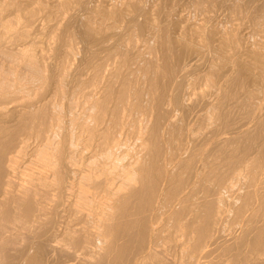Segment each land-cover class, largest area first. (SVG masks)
<instances>
[{
	"label": "bare ground",
	"instance_id": "obj_1",
	"mask_svg": "<svg viewBox=\"0 0 264 264\" xmlns=\"http://www.w3.org/2000/svg\"><path fill=\"white\" fill-rule=\"evenodd\" d=\"M2 1H3L2 4H4L8 0L6 2H4V0ZM44 1L46 0H42L40 5L39 4L36 5L35 8L27 9L26 8L27 6L26 7L24 6V8L21 6V4H23L24 1L21 2L20 0L19 1L17 0L18 3H16V0H9L7 4L8 3L11 4L5 5V8L12 7L13 8V10L11 9L12 14H15V17H13L12 15L13 18L10 19L11 13H9L10 17L7 20L4 19V17L7 18V16L1 14L5 13L8 10L6 9L4 11V5L1 4L3 7L0 6V13L2 11L4 12L0 14V17H3L4 22L1 20L0 26L1 28L3 26L5 36H8L10 32H13L11 33L12 36H10L9 40L13 42L15 41L16 45L18 44V46L22 47V44L20 45L19 43L21 42L25 43L27 34H29L27 33L28 25H24V23L22 22V20H25L23 19L24 18L23 14L25 15V17L27 15V18L29 17V19H31L30 21L33 23L35 18L38 19L39 17L38 14L41 15L43 13V12L40 13V11L42 9L41 7ZM86 1L87 0L58 1L59 5L57 4L58 6L56 11L57 15L55 18L57 17L60 18V14L61 15L66 14V16L64 15L65 18L62 17L65 21L61 24L60 30L55 29L56 26L54 27L52 26L57 31L56 33H54L55 31L51 32V34L54 33V37H53L54 39L53 38L52 39L55 40L54 42L51 39V41L53 42L52 45H54L52 46L53 48H50L51 46L48 47L49 49L52 50V52L50 50L49 51L53 53V54L50 53V55H48L49 58L52 55L50 59L51 61L49 60L48 56H46L47 58H44V55L42 56V54H41L42 57L41 60H38V58H36L35 52L37 51L38 47L36 48L35 52L31 49L28 48L22 49L20 47L21 50L16 49V51L17 50L18 51L14 56L11 53L12 51H10V53L13 56L12 57L13 61L19 63L20 65L23 64L24 69L25 70L27 69L29 71L30 76L27 77L29 78L28 80H24V79L22 80L20 77H18L19 75V74L17 75L18 68L16 67H18L19 65L15 66L16 70L13 69V67L11 66V68L8 67L10 68L9 70L5 72H0V264H264V173H263L264 171L263 172L261 171L264 169L261 166L263 165V163L262 160L259 158V156L258 159L256 158L257 155H255L256 157L254 158V161L252 159V156L248 157V160L251 163H248L247 158L245 159V157L243 156L240 157L236 156L237 154L241 155V153L242 155H244L243 153H245V151L242 152L243 149L244 150L247 148L249 149L252 146L251 144L252 137H253L252 139H254V137L255 138L263 137L259 135L264 134V119L259 120L256 118L257 116L254 117V115L247 112L249 113L248 117L249 115H251L250 117L252 118L254 117L256 119V120L254 119L256 126L254 127V129L255 131L256 130L257 131L255 132L256 134L253 133L255 134L254 136L251 133V131L252 132L254 131L252 129L250 131L251 134L247 129H245V132L240 130L241 132H243L244 136L248 135L249 138L251 137L250 139L247 138L248 136L245 137V140L247 139L245 142L250 140L251 143H249L250 142L249 141L248 142L249 144L248 143L245 144L246 146L244 147L246 148L239 147L242 150L240 151L241 152L240 154L236 153L237 151L234 152L233 148L230 149V145H231L230 143H236L237 145H239V143L241 144L240 142L241 138L239 137H238L239 139L236 138L237 140L235 142L234 141L235 138L232 140L233 136L231 135L229 136V138L232 140V142H229L230 139H227V136L225 139L226 142L225 140H223L225 144L227 142L229 143V145L228 144L226 145L229 148L227 147L225 148L224 146L225 144L224 145L220 144L221 148L219 147L220 148L219 152H221L220 154H222L223 157L219 153L218 154L215 153L217 152V150L213 152V155L215 153V155H220L222 157V158L221 157L218 158L219 160L218 159L216 160L217 158L216 156H215L216 158L214 157V159L212 160H210V158L208 159L209 157L208 153L210 152L207 153V151L205 152L202 149L199 150L196 149L195 145L197 144L194 145V148L198 151L196 152L194 150V153H192V155L189 154L188 158L184 157L185 155H188L186 154L188 151L187 152L185 151L184 141L185 139L188 140L189 137L187 136H189L190 133L193 134L190 130L187 131L185 127L186 124L185 121L186 118H189V116H191L192 112L195 110L194 108L196 107V103L198 104L197 106L200 105L198 102L194 101L193 98H195L197 94L195 93L196 94L195 95L193 92L192 94H190L191 92L189 94L187 93L189 95V99L188 102L187 101L185 102V100H187L185 99L187 97L186 96L187 94H185L184 97L183 90L187 87L186 84H185L186 87L184 86V82L187 83V81L184 80L188 79L186 78L188 74H190L191 76V73L192 74L194 73L195 71L194 66L196 65L195 63L198 62L197 60L199 59L197 58V56L200 57V55L204 54L205 52H208V54H210L215 52L216 50L218 51V48L217 49L212 48L216 50L209 52L211 48L208 46V43L212 39L210 38V40L208 41V36H207L208 31L207 29L205 30V28L208 25L207 26L205 25L206 27L204 25L203 27L199 26L201 28L198 27L199 29L197 30L195 27V32L193 33H195L194 35H196L197 38L196 41L198 40L197 47L200 46L199 47L200 51H196L198 52L196 57L194 56L191 57L190 53L188 52L190 51V48L192 49L191 47L192 45L189 46L190 45L189 43L192 44L195 42V40L194 42L187 41L186 43L185 41L187 40L188 36L187 37L182 36L184 41L182 39L181 41L183 42L180 41L177 42V38H175L176 40L173 41L174 38L172 36H171L172 40L167 38L168 37L167 35H166L167 37L164 38L163 34L165 32L163 31L161 25H165V22L167 21L163 20L165 21L163 24L158 23V21L156 20L157 18L154 17L153 14L154 12L152 11L153 13H150L151 12L149 10L150 8L147 10L148 4L147 6L145 5L146 4L145 0H122L126 9L125 14L127 12L129 13V17H126L127 19L123 14L124 13L123 11L125 9L121 11L123 6L122 7L119 6L121 7L118 8L120 10H117L114 7L112 9L110 7L111 9L110 10L107 7L109 11L103 12L100 15L101 16L103 15L104 16L103 18H105V20L109 19L110 21L112 19V22L114 21L115 24H117L119 21H124L123 19L125 18V21L123 22L125 24V28H123L124 26L122 28L123 30L130 29L132 33L134 29L139 30L140 32L144 30L145 31L148 30L149 32L148 35L151 33L154 36L153 37L151 35L152 38L150 39H152V41L157 40V45L155 44L156 46L154 45L155 47H153L152 45H149L148 42L146 43L147 45L144 44L145 46L141 47L138 44H142V43L138 41L139 39L138 37H137L138 39L136 38L137 32L134 33L135 35H133L132 33H129L127 30L129 35L131 34L132 35L129 36L128 34H126V36L128 35L129 38L125 37L128 38L126 40L127 42L125 41L126 42L125 44L122 43L123 41L117 42V46L118 45L120 46L118 49H116L117 48L116 43L114 44L116 48L113 49L115 51L117 50L116 53H114V50H112L111 52L110 49H108L107 52L105 51L107 50L106 46H108L109 44L105 46V43H103L104 46H102L103 45L102 44L101 48L98 46L99 50L103 49L101 50L103 51L102 52L103 55H105L106 53L108 54V52L110 51L111 54H108L105 58V56L102 57V53L100 55L101 57L99 56V54H97L100 51L98 49L97 51L95 50L96 48L94 44L99 43L100 45V42L103 41L105 42L107 36L106 37L102 36L103 37L101 38L102 40L100 39V41H98L97 39H99L100 36L97 38L96 35L97 41H95V39L93 41L95 34L92 33L94 35L92 36L91 32L92 30L94 32L95 27H92L94 23L92 22V24H90L88 21L85 22V20L83 19L84 21L83 20L81 21L84 22L83 24L87 25L88 27L84 26L85 27L84 28L82 26L83 29L81 27V21H80L81 18L79 19V16L83 10L87 9ZM160 1L162 0H159L158 2ZM232 1L234 2V0ZM240 1L239 3L232 2L230 3L231 4L230 6L226 5L227 3L226 4H224L223 2L222 3L224 4L223 7L226 8L228 7L229 10L230 9L232 10L231 13L232 16L237 17V14L241 13L242 11L240 10L241 7L244 5L243 4L244 0L243 1L240 0ZM116 2L117 1H115V3ZM156 2H154V4L158 3ZM166 2L167 1H165L164 4H166ZM168 2L170 3V1ZM249 2H251V4ZM249 2L248 4H250L251 6L254 3L252 0L251 1L249 0ZM174 5L176 6L177 4L174 3ZM108 6H110V4ZM186 6L189 7V5ZM192 6L194 7L195 11L201 13L200 19H202L201 18L202 14L204 15L205 13L211 11L215 12L216 9L215 7L217 6L220 7L218 0H196L194 1ZM254 6L256 5H253L252 9H254ZM244 7L242 9H245L247 11L248 5L246 6L247 9ZM261 7H263V5L257 7L259 11L263 10L264 8L263 7L261 9ZM50 8L51 7H49V9ZM107 8L106 10H108ZM159 8L160 7H158V9ZM189 8L193 10L191 6ZM95 9L96 7L94 8V10ZM98 9L101 11L100 8H97V10ZM252 9H250L249 7V10L252 11ZM45 10H47V8ZM154 10H156V5ZM245 10H243V13ZM249 10L247 11L248 13H250ZM58 11H59V15H58ZM147 11H150L149 13L152 14L155 19L148 18L149 15L147 14ZM161 11L163 12V10ZM98 12L96 14H98ZM261 12L258 13L259 20L264 19V18L261 19L260 14L263 13ZM156 13L157 12H155V14ZM223 15L224 13L222 14V17ZM46 17H49V15H46ZM46 17H44V19ZM140 17H144L145 20L144 21L142 20L143 23L140 22L137 24L138 21L137 19H139ZM165 17L167 18L166 15ZM206 17H208L207 14L204 15V18ZM234 17L232 18L235 19ZM243 17L244 15H242V18ZM195 18L194 20L196 21ZM232 18H228V19L231 20ZM249 18L251 19V17ZM209 19H211L210 15L207 20ZM236 19L238 20V18ZM76 20L80 21V24L79 25L77 24L76 26L77 29L78 28L80 29L78 30L76 29L79 33H77V31L75 30L76 32H74L73 34L74 36L75 33L77 34L76 35V37H78L77 40L79 39L81 43H83V46L85 45L87 47V48L84 47L83 49L85 48L89 49L90 51L88 52H90L89 54H91V56H89L91 59L90 58L88 59L86 57L89 60V62L88 61L87 62L89 64H92V66L89 67V70H87L88 67H86V70L88 72L90 71L89 73L91 77L89 78L88 75V77H86L85 80L87 81V79L89 78L90 81L89 80L88 81L89 83H91L90 85L89 84L87 85L88 82L83 83L84 82L83 80H78L79 79L78 77L81 76L83 77L84 75L83 73L85 70L82 68V65H84V63L80 62L82 63V65H80L79 63L80 66L78 65L77 69L75 68L77 70V71L75 70V72L77 73L78 77H74L73 76L74 72L72 71L73 73L71 72L70 74V69L68 70L70 62L72 61L74 62L75 60V63H77L76 61L78 59L75 58L76 50L74 51L73 49L74 48L73 46L76 43L72 44V41L75 38L71 35L72 33H69L72 24L75 23L74 21ZM183 20H187V19H183ZM204 20L205 19H203V21ZM37 21L39 22V19ZM95 21L97 20H95L94 17V22ZM159 21L162 22L161 20ZM193 21L190 22L194 24ZM211 21L213 22V20ZM1 22H3V24ZM42 22L44 21L42 20ZM186 22L188 21H185V23ZM262 22L263 24L261 25L263 26L264 20L260 21V23ZM206 23L208 24V21H206ZM253 23L251 25L255 27ZM170 24L171 23L168 22L167 24L168 28ZM173 24L176 25L175 23ZM187 24L188 23H186V26ZM226 24L227 21L225 23V27ZM113 25L114 24H112V26ZM197 25H200L199 22ZM211 25L212 24H210L209 26ZM116 26L121 27L118 24ZM178 26H180V24H178ZM193 27L194 26H192V28L191 27L188 28H190L191 30L194 29ZM53 28L52 30H54ZM208 28L210 29L211 27ZM185 29L183 28V30ZM256 29H258V26L255 28L254 33H257ZM259 29L258 30L260 33L261 30L262 32L264 31L263 28H259ZM224 30H227L228 32V27L227 29L224 28ZM229 30L231 31V28H229ZM237 30H235V32L231 31L228 33L224 31L225 34L224 35L222 34L223 36L221 35L222 37L221 43L219 41L220 37L218 38L219 42L218 41L217 42L218 44H220L221 47L220 51L221 52L223 51L224 55L228 54L229 53L228 51L230 52L234 51L237 54V52L243 49V48L239 49L241 45H239V42L237 41V37H238V33L236 32ZM252 30L254 31V29ZM49 31L48 33H50ZM253 31H252V35H253ZM98 32L103 34L101 30ZM142 33L143 32H141L140 34ZM180 33H182V31ZM212 33H214V31ZM4 34L0 33V35H4ZM140 34L138 35L137 33V36H140ZM65 35L67 38H65ZM69 35H71L73 39L72 38L70 39ZM90 35L92 40L90 39ZM123 35L125 36V34ZM260 35L258 36V38H260ZM117 36H119V38L122 39L121 34ZM117 36L115 37L116 40L119 39V38L117 39ZM216 36L218 37L219 35ZM8 37L6 38L8 39ZM147 37L148 36H146V38ZM108 42H110V40ZM254 42L255 41H253V43ZM211 43L212 41H210V44ZM68 44L71 45L70 46L71 48L73 47L72 48L73 50L71 49L72 51L68 50L67 48L69 46ZM97 45L98 44H96V46ZM137 45L139 48L142 49L144 48L143 52H140L141 49H139ZM255 45L257 46L258 44L255 43ZM177 46H178V50H179V46L180 49L182 47L185 48L186 51L184 50V52L185 53L187 52L191 57L190 59L188 58L189 65L192 66L193 64H195L193 65V68L188 69L187 67L189 65L179 66L178 61H176V59H178V56L175 57L176 59H174V61H176L177 63L176 64L174 63L173 56L175 55L173 54H175L176 52L178 53V51L175 50ZM217 47H219V45ZM252 47L254 48V46ZM48 48L45 49V53L48 52L46 51L48 50ZM63 48L67 50L65 51V55H63L65 57H62V53H61V58L64 59H62V61L58 60L59 61L58 62L57 59L60 55V51ZM41 49H43V47ZM135 49L139 51H137L136 53V51H134ZM243 50L245 52V49ZM4 51L6 52L5 49ZM86 51L84 52L86 53ZM174 51L176 52L174 53ZM255 51L252 52L253 55H251L253 57V61L255 62V64H253L254 62L252 63L253 65H255L253 67L255 68L257 66L256 68L258 67L262 68L264 67V59H263L264 56L263 54H260L258 50L257 51L259 53ZM218 52H215V54L213 53L214 56L211 54L212 58L214 57L215 59H217L216 64L220 63V61L218 62L219 57L218 58H216L217 56L215 57L216 53ZM221 52H219L218 56L222 54ZM132 53H134V55ZM248 53L251 52L249 51ZM82 54L84 55L83 52ZM230 54H228V56ZM232 54H231V56H233L232 58H237L235 56H239ZM4 56H6V54ZM228 56H226V58H228L227 61L229 62L230 58ZM112 57L114 58L113 61L111 60L113 62L112 64L113 66L109 65L110 63H112L111 61L109 63V60ZM212 58L211 61H213L214 59ZM10 59H11V55L9 57V60ZM47 59L49 61H47L46 63ZM140 59L142 63L144 62L143 65L142 64L140 65L141 63ZM223 60H225L223 61L224 64L228 65L230 68L231 66L229 64L231 62L227 64L228 62L225 63L226 59ZM234 62L237 63V61ZM238 62L239 65H241L240 61ZM185 63L186 62H184L183 64ZM211 63L209 64V66L211 65ZM3 64L1 65L3 66ZM224 64H222L221 67H224ZM218 65L213 66L214 71H212L211 69L210 70L211 74L217 72V70L215 71V67H217ZM234 65L235 63L232 65V67ZM239 65L237 63V66ZM74 66H72V68ZM200 67L202 66L200 65ZM236 67L234 66V68ZM196 68L197 67L195 66V69ZM234 68L233 69L230 68L229 70L232 69L231 70L232 73L233 71L236 72L237 69L234 70ZM259 68L258 71L263 73L264 71H260L261 69ZM223 69H221L218 73L220 72L223 73L224 72ZM190 70H192L191 73H189ZM239 70L241 71L240 73H242L241 68ZM226 73L224 72L223 74ZM261 73H258V75H260ZM67 74H70L68 77V81L70 79V76H73L74 79L78 78L75 80L78 89L79 86L83 84L85 85V86L84 85L81 86L83 87V90L85 89L84 87L88 89L89 86L93 89L91 90V88H89L91 91L90 90L88 91L90 92L85 91L86 93H84V95L85 94L88 95L86 97L87 99L85 98V96L84 98H81L83 100L84 99L86 100V101L84 100V104H82L81 102L80 105L83 106L79 107L81 108L82 111L84 110L82 114L83 115L82 118L79 117L80 114H78L79 115L78 118L76 116L78 112L76 114L74 112L75 110L77 111L79 109L78 102H77V106H74L71 104L72 102L71 103L69 102V100H67L68 103L66 104L64 103L62 104L63 101L60 100L62 98L64 99V95L66 96L68 95V90L66 92V87H64L65 85L63 83L64 82L63 80L64 78L66 79ZM78 74H80L81 76ZM87 74L88 73H86V75ZM194 75H192V77ZM214 75L215 76L213 75L212 76L216 77L217 74L214 73ZM239 75L235 73V77L233 78L232 76H230L231 78L229 77V79H231L230 83H232V85H234L235 87L234 90L236 94H234V91L232 93L235 96L239 94L236 92L237 90L238 92H241L240 94H242L244 90L242 89L244 85L241 88L240 85L241 75L240 77ZM263 75L264 74H261V77ZM219 76H221V74H219ZM226 76L227 75H225L226 79L224 77L222 78H224L228 83L227 81L228 77ZM73 77H71L72 80ZM84 78L85 77H83V79ZM242 78H243V73H242ZM262 78H264V76ZM212 79L214 80V78ZM210 80L211 79L209 77V82L212 83L213 81ZM263 80L261 82H264ZM191 81L192 80H190V82ZM194 81L196 80L194 79ZM194 81H193L194 83L193 86H195L196 83ZM242 81L243 79L241 80V83L243 84ZM224 82H222L221 85H219L220 83L217 82L219 84H215V85L216 86L219 85L218 87L221 86L220 88L223 89L222 85L226 83ZM210 84L208 85L209 87H211ZM259 84L261 85L262 83ZM29 85L30 86L33 85L36 87L33 86L30 87ZM213 86L214 84L212 85L211 88H213ZM228 86L231 87L230 85ZM73 87H75V85ZM188 87L185 89L186 91L184 90V93L188 92L187 91L189 89ZM229 87L227 89H232V87L231 88ZM77 88L74 91H76ZM191 88L192 87H190V89ZM215 88L218 91V88L217 87ZM220 88L219 90H221ZM237 88H240L242 91H240ZM227 89L225 91L228 95L229 92L227 91ZM225 91L222 90V92L224 93ZM76 92L78 93L79 91ZM83 92L84 91H82V93ZM218 92H216L215 94L216 96L217 94L219 95ZM244 93L242 94V96L239 95V97L242 98L244 95L247 96L246 94H248L249 92H247L246 94ZM251 93L252 92H250L249 94L250 96ZM227 95H223L222 93L221 96L217 97L218 98L217 102H215L214 98H213L214 100L211 98L215 102L211 104V107L208 106L210 107L211 113H209L206 117L204 116L205 118L202 117L200 118H202L203 121L204 120L206 121V119L207 121L208 120L212 121V119L215 118L216 120L221 122V123L219 122L220 126L224 127L229 125V123L231 122L230 120L232 118L230 112H227L228 110L225 109L229 106H226L224 108L223 104L229 99L231 103V98H233V96L230 95L232 97L229 98V95L228 97ZM191 96H193V98ZM200 96H201V92H200ZM250 96L247 97L249 98ZM247 97L245 98L248 99ZM78 98H80L79 95L76 98V101H79L77 100ZM245 98L244 100H246ZM239 99L237 98V102ZM242 99H240L239 100L240 102L238 103L241 104L243 102ZM18 101L19 102L21 101L22 103L20 102L18 104L17 103ZM14 102H16L17 105L15 103V105L10 107V105H12ZM252 102H250V104ZM200 103L202 104L203 101ZM230 103H228L227 105H229ZM238 103H234L235 107L236 106L238 107L239 105ZM258 103L259 102L256 101L252 105V107L250 105L247 106V107H251L252 109L254 108L253 111H251V109L248 108L250 109L251 113H254L255 110L254 105ZM73 104L76 105L74 101ZM246 104L247 103H245L244 105L245 107ZM259 105L263 106L264 104L262 105L261 103H259ZM259 105H257L258 108L260 107ZM73 106L77 107V109L75 108L74 110ZM166 106L169 107L171 106V108H173L175 112L178 111V113L180 112L181 115L179 117H177L178 115L177 116L175 115V118H173L172 115L168 116L169 108L166 109L167 108ZM232 106L233 104L230 106L231 109ZM221 109H225V110L223 111ZM227 109H229V111L231 112H233L234 110V108L232 110H230V108ZM263 109L264 106L262 107V110ZM199 110H201V108H199ZM259 110H257V112H259ZM262 110L260 111V113L262 112ZM205 111L202 113L205 114ZM222 111L225 113H223ZM226 112L229 113L231 118L230 120ZM199 113L201 114V111ZM245 115L247 114L245 113ZM143 116L146 118L147 121L145 122V124H144L145 119ZM141 117H143L144 120H141L142 119ZM148 118L150 120H148ZM202 119H201L202 125L200 124L198 126L199 127L202 126L204 128L203 125H205V123L203 124ZM189 120L187 123H189ZM195 120L197 119L195 118ZM216 120L214 121L213 119V122H215L214 125L217 126L218 128V125L216 124L217 122ZM254 120L250 122L253 123ZM209 122H207L206 124H208ZM246 122H249V120ZM128 125H130L128 127L129 129L127 128ZM214 125H210L209 127L213 126L215 128V132L217 130V135L215 133L212 135L219 136L218 131L221 127L219 126V128L216 129ZM205 126L207 127V125ZM253 126L254 125H252V127ZM191 127H193V125ZM126 128L129 130V132L132 133L131 136L132 135L136 136L135 138L140 142V145H138L140 146L139 151L137 150V152H135L133 151L134 150L133 148L132 149L130 147L127 148L125 140L128 135L126 136L125 140L122 139L124 129ZM193 128L195 129V127ZM212 130L214 129L212 128ZM230 130L231 129L227 131L228 134L231 131H234V129L231 131ZM129 132L127 131L125 132V134L126 133L128 134ZM195 132H197V130ZM201 132L204 131L201 130ZM211 133L212 132H210V134ZM224 137L222 139H224ZM190 138L189 140H191ZM216 138L217 137L214 136V139ZM219 138H220L219 142H221V137L219 136ZM263 138H260V140L261 139L264 140ZM131 139H129V141ZM260 140L256 139L255 141H257L258 143ZM212 141L213 139L211 138L210 142ZM241 141L244 140L242 139ZM218 143L212 142V145L211 143L210 145L212 146V148L215 149L216 146H219L217 145ZM244 143L241 144V146H243ZM255 143L256 142H253L254 147H251V149L255 148L256 150L259 151L258 155L259 154L264 155V153H262L264 152L262 151V148L260 150L257 149L256 148L257 144ZM260 143L262 142H259L258 145ZM134 144L132 145L137 147V145ZM207 144L205 145V147L207 146ZM221 145H223L224 147H222ZM200 146L201 148H205L202 147L204 146V144ZM261 146L262 147L264 146V141H263V145ZM239 148L237 149L238 152H239ZM229 149L233 150V152H230L231 154L227 152V150ZM248 151L254 152L253 150H248ZM233 153H235L236 155ZM255 153L256 152H254V154ZM242 157L245 160H247L246 163H248L246 166H244L245 167L244 176L245 178H247V181L243 177L246 183H244L245 184L244 187L243 186H241L242 188L238 187L240 189L237 190L236 187L239 186L238 185L239 183L236 184V181L238 180L239 182L240 178H242L243 175V174L241 175V173H238L239 172L238 168L239 170L240 169L242 170V168L240 167L242 166V164L243 165L246 164L242 162L243 160ZM128 158H130L129 159L130 161L128 160ZM249 158L252 160H250ZM220 159L222 160L220 161ZM125 160L128 161H126L125 163ZM261 167L263 169H261ZM222 169H224V171ZM241 170L240 172L243 173L244 171ZM243 182L244 181H242V183ZM242 183L241 185H243ZM233 184H236L237 186L236 185L233 186ZM226 194L228 195L226 196ZM28 234H30L31 236L28 237L27 236Z\"/></svg>",
	"mask_w": 264,
	"mask_h": 264
},
{
	"label": "rangeland",
	"instance_id": "obj_2",
	"mask_svg": "<svg viewBox=\"0 0 264 264\" xmlns=\"http://www.w3.org/2000/svg\"><path fill=\"white\" fill-rule=\"evenodd\" d=\"M0 1H2V0H0ZM6 1H7V0H4V2H6ZM18 1H19V0H18ZM20 1H21V2L24 1L23 4H21V3L19 2L23 8H24V6H25V7L27 6V7H26L27 9H29V8L32 9V8H35L36 5H38V4L40 5V3H41L42 0H27L28 2H27L26 0H20ZM58 1H59V0H53V1H52V0H46V1L43 2V5H42V7H41L42 9H41V11H40V13H42V12H43V13H42L41 15L38 14V15H39V17H38L39 22L37 21L38 19L35 18L36 20L34 19V21H33V23H32V22L30 21L31 19H29V17L27 18V15H26V17H25V15L23 14V17H24L23 19H25V20H22V22L24 23V25H28V28H27L28 32H27V33H29V34H27V38L25 39V43H24V42H21V43L18 42L20 45L22 44V47H21V46H18V44L16 45V44H15V41L13 42V41L9 40V39H10V36H12L11 33H13V32H10L11 35L9 34V35H8L9 37H8V36H5V34H4V30H3V26H2V28H1V26H0V33L4 34V35H0V36H1V38H0V45H1V46H0V59H1V60H0V72H5V71L9 70V69L11 68V66L13 67V69H15V66H16V65H17V66L19 65L21 69L19 68V66L16 67V68L19 69V70L17 69V75L19 74L18 77H20L22 80H23V79H24V80H28L29 78H27V77L30 76L29 71H28L27 69H26V70L24 69V65H23V64L20 65L19 63L14 62L13 59H12V57H13L14 55H16L17 51H18L19 49L21 50V48H22V49H23V48H28V49H31V50H33V51L35 52V51H36V48L38 47V48H37V51H36L37 53L35 52L36 58H38V60H41V59H42L41 54H42V56L44 55V58H47L46 56L50 55V53L52 52V50L49 49L48 47L51 46L50 48H53L52 46H54V45H52V44H53L52 41L55 42V40H53V39H54V38H53V37H54V33H56L57 30H60V28H61V24L65 21L62 17H64V15L66 16V14L62 13V14H64V15H61V14H60V18H58V17H57L58 19L55 18L56 15H57V13H56V11H57V7H58L57 4L59 5V2H58ZM72 1H73V0H72ZM88 1H89V2H88ZM115 1H117V2H116L117 4L115 3ZM120 1H121V2H120ZM150 1H151V2H150ZM150 1H149V0H145V3H146L145 5L147 6V4H148V8H147V10L150 8L149 10L151 11V12H150V11H147V14L149 15L148 18H153V19L157 18L156 20H157L158 23H160V24H161V23L163 24L165 21H167V22H165V25H166V26H167L168 22L172 24V25H171V24L169 25V28H168V26H167V28H166L165 25H161V27L163 28V31L165 32V33L163 32V33H164V34H163V35H164V36H163L164 38L168 36L167 38H169V39L172 40V37H173V38H174L173 41L176 40L175 38H177V42H178V41L183 42L184 40H183L182 36H184V37H185V36H186V37L188 36L187 40L185 41L186 43H187V41H189V42H190V41L194 42V40H195V42H194L195 44H194V43H192V44L189 43V44H190L189 46L192 45V46H191L192 49L190 48V51H191V52H190V51L188 52V53H190L191 57H193V56L196 57V55L198 54V52H196V51H200V49H199L200 46L197 47V46H198V45H197V41H198V40L196 41V39H197V38H196V35H194L195 33H193V32H195V27H196V30H197V29L203 27V25H204V26H205V25H206V26L208 25L207 27L205 26V27H206L205 30L207 29V31H208V32L206 31V32H207V36H208V41L210 40V38L212 39V40H210V41H212V43L210 44V41H209L208 46H209L211 49H212V48H216V49L218 48V51H219V52H221V51H220V50H221V47H220V44H218V42L220 41V43H221V39H222L221 35H222V34L224 35L225 32H226V33L231 32V31L235 32V30L238 29V30L236 31V32L238 33L237 41L239 42V45H241V46L239 47V49L243 48V49H245V52H244L243 49H241L242 51H241V50L239 51L241 54H240L239 52H237V54H236V52H234V51H233V52H232V51H231V52L228 51L229 53L227 52L228 54H230V53H231V54L234 53V54H232V55H239V56H235V57H237V58L239 57L238 59H237V58H232L233 56H231V54L228 56V54H226V52H225L226 55H224L223 51L221 52L222 54L218 56L219 52H218L216 49H212V50L210 49L209 52H212V51H215V50H216L215 52H218V53H216L215 57H216V56H217L216 58L219 57L218 62L220 61V63H217V64H216V62H217L216 60H217V59H215L214 57H213V58H214V59H213L212 56H211V54L213 55V53L215 54V52L210 53V54H208V52H205L206 54L204 53V54L200 55V57L197 56V58H199V59L197 60L198 62L195 63L196 65L193 64V65H195V66L197 67V68L195 69V66H194V70H195L194 73L196 72L195 75H194V73H193V74L191 73L192 70H193V69H192V70H190V72H189V73H191V76H190V74H188V76H186V78H188L189 80H188V79H185V80H184V81H187V83L184 82V86H185V87H186V85H187V87H188V85H189L190 83L192 84V85L190 84L189 87H188L189 89H190V87H192V88L190 89V91H189V89H188V90H187L188 92H186V93H184V90H185L187 87H186V88L184 87L185 89L183 88V89H184V90H183L184 97H185V94H187V93H188V94H189L190 92H191L190 94H192V92H193L194 94L196 93L197 95L195 94L196 97H195V96H194V97L197 98V97L199 96V97H198L199 99L197 98L198 100L195 99V98H193V96H191V97L194 99L195 102H198V103L200 104L199 106H197L198 104L196 103V107L194 108L195 110L192 112V114H194L195 116L197 115V116L195 117L194 115L191 114V116H189V118H186V121H185V122H186L185 127H186L187 131L190 130L193 134L190 133L189 136H187V137L190 138V135H191V138H190L191 140H189V138H188V140L185 139V141H184V142H185V143H184L185 151H186V152L188 151L187 153L185 152V153L188 154V155H185L184 157L188 158V157H189V154L192 155V153H194V150L197 152L199 149H202V150H204L205 152L207 151V153L210 152V153H208V154H209V157H208V155H207L208 159L210 158V160H212V159H214V157L216 156L217 158H216V157H215V158H216V160H217V159L220 158L221 156L223 157V155L220 154L221 152H219V151H220V148H221V147H220V144H223V145H224L225 142H226V140H225V139H226V136H227V139H230L229 136L232 135V136H233L232 140L235 138V139H234L235 142H236L237 139L241 138V139H240V142H241V144H243V143L247 140V139L245 140V137L248 136V135H246L247 132L245 133L246 136H244V134H243V132H245V129H247V130L249 131V133H250L251 129L254 130L253 132L251 131L252 134L255 133V132L257 131V130L255 131V129H254V127H256V126H255V120H256V119H255L254 117L257 116L256 118L259 119V120L264 119V114H263L264 109L262 110V107L264 106V105H263V104H264V101H263V100H264V82H261V81L264 79V78H262L264 75L261 77V74H264V72H263V73L259 72V71H258V68H259V67L256 68L257 66L255 67L256 69L253 67V66H255V65H253V64H255V62L253 61V57L251 56V55H253L252 52H254L255 50H256L255 52H257V53L260 52V54H263V56H264V36H263V35H264V31L262 32V30H261V33L259 32V30H260L259 28H263V30H264V27H263L264 25H263V26L261 25V24H263V22L260 23V21H263V20H264V19H262V18H264V15H262V14H264V11H263V10H264V8H263V7H264V0H255V1L252 0V1L255 3V4L253 3L252 6L250 5L251 2H249V0H247V2H246V0H244V1L242 0L244 5H243V6L241 7V9H240V10H242L241 13H243V10H245V9H242L244 6H245L244 8H246V6L248 5V9L246 8L247 11L249 10V7H250V9H252V8H253V5H256V6H254V9H252V11L249 10L250 13H248V12L245 10L243 14L238 13V14H237V17H234V16L231 15V13H232V10H231V9L229 10L228 7H227V8H226V7H223V5L226 4V3H227L226 5L230 6V5H231L230 3L233 2L232 0H225V1H227V2H225L224 0H220V1L218 0V2H219V6H220V7H218V6L215 7V8H216V9L214 8V9H215V12H212V11H211L213 14H212L211 12L205 13V14L208 15V17H206L207 19L209 18V15H210V17H211V19H209L210 21L207 20L206 18H204V15H205V14H204V15L202 14L203 17H202V15H201V18H202V19H200V14H201V13H198L197 11H195V10H194V7L192 6L193 3H194V1H196V0H194V1H193V0H190V1H189V0H164V1L162 0V1H160V2H158L159 0H156L158 3H157L155 0H150ZM165 1H167V2L170 1V3L168 2V3H169V4H168V3L166 2V4H164ZM174 1H177V2H174ZM181 1H184V2H181ZM236 1H237V0H234L233 3H237V2L239 3L240 0H238L237 2H236ZM250 1H251V0H250ZM7 2H9V0H8ZM7 2L4 3V4H2L3 1L0 2V6L4 5V11H5L6 9L8 10V11H6L5 13H2V12H4V11L1 12L2 14L0 13L1 15H5V16H7V18L4 17V19H6V20L9 19V17H10L9 13H11V17H10V19L13 18V17H15V14H12V10H13L12 7L5 8V5H9V4H11V3H8V4H7ZM25 2H26V3H25ZM109 2H110V3H109ZM154 2H156L158 5H157V4H154ZM189 2H190V3H189ZM222 2H223L224 4H223ZM240 2H241V1H240ZM245 2H246V3H245ZM248 2H249L250 4H248ZM256 2H257V3H256ZM16 3H18L17 0H16ZM24 3H25V4H24ZM35 3H37V4H35ZM47 3H48V4H47ZM86 3H87V5H86L87 9L83 10V11L80 13V16H79V19L81 18L80 21L84 19L85 22L88 21L90 24H92V22H93L94 24H93L92 27H95V29H96V28L99 29V30L96 29L97 31L94 29V32H93V30H92L91 34H92V33L95 34V37H94V38L92 37V38H93V41H94V39H95V41H97V40L100 41V39L103 38L102 36H104V37L107 36V39L105 40V42H104V41H103V42H100V45H99V43H96V44H98L97 46H96V44H94V46H95L96 49H95V48H93V49H95V50L97 51V49L99 50V47L101 48L102 46H104L103 43H105V46H106L107 44H109V45H108L109 48H108V46H106V47H107V50H105V51L107 52L108 49H110L111 52H112V50H114V49L116 48V46H117V42H122V41H123L122 43L125 44V43L127 42L126 40L129 38V37H128L129 33H132V31H131L130 29H124V30H123V28H125V24H124L123 22L125 21V18H126V17H129V13H128V12H127L128 14H127V13L125 14L126 9H125V6H124L123 1H122V0H112V1H110V0H100V1H98V0H87ZM105 3H106V4H105ZM150 3H151V4H150ZM159 3H160L161 5H160ZM174 3L177 4V5L175 6ZM228 3H229V4H228ZM241 3H242V2H241ZM241 3H240V4H241ZM1 4H2V5H1ZM20 4H19V5H20ZM45 4H47L48 6L45 5ZM55 4H56V5H55ZM109 4H110V6H108ZM114 4H116V5H114ZM121 4H122V5H121ZM167 4H168V5H167ZM171 4H172V5H171ZM245 4H246V5H245ZM29 5H30V7H29ZM49 5H50V6H49ZM151 5H152V6H151ZM155 5H156V10H154V9H155ZM163 5H164V6H163ZM186 5H189V7L191 6L193 10H191V8L187 7ZM241 5H242V4H241ZM249 5H250V6H249ZM261 5H263V7H261V9L263 8V10H261L263 13H262L261 11H259V9L257 8V7L261 6ZM105 6H106V7H105ZM116 6H117V7H116ZM119 6H121V7L123 6L122 9H121V11L125 9V10L123 11V12H124L123 14L125 15V18L123 19L124 21H119V22L117 23V24H118L119 26H121V27L116 26L117 24H115L114 21H113V22H114V23H113V22H112V19H111L110 21H109V19H108V20H107V19L105 20V18H103L104 16H103V15H102V16L100 15V14H102L103 12H107V11H109L110 7H111V9L114 7L115 9L120 10V9H118V8H121V7H119ZM157 6L160 7V8L158 9ZM171 6H172V7H171ZM2 7H3V6H2ZM2 7H1V8H2ZM49 7H51V8L49 9ZM95 7H96L95 10H97V8H100L102 12H101L99 9H98L97 11H95V10H94ZM103 7H104V9H103ZM107 7H108L109 9H108ZM153 7H154V9H153ZM162 7H163V8H162ZM186 7H187V8H186ZM255 7H256V8H255ZM44 8H45V9L47 8V10H45ZM106 8H107L108 10H106ZM218 8H219V10H218ZM11 9H12V10H11ZM43 9H44V10H43ZM111 9H110V10H111ZM157 9H158V10H157ZM160 9L163 10V12H162ZM189 9H190L191 11H190ZM214 9H213V10H214ZM10 10H11V11H10ZM58 10H59V8H58ZM186 10H187V11H186ZM216 10H217V11H216ZM93 11H94V12H93ZM98 11H99V12H98ZM152 11H153L154 13H153ZM158 11L160 12L162 19H161L160 14H159ZM97 12H98V14H96ZM149 12H150V13H153L155 18H154L153 15L150 14ZM155 12H157V13L155 14ZM190 12H191V13H190ZM195 12H196V13H195ZM227 12H228V13H227ZM246 12H247V13H246ZM254 12H255V13H254ZM260 12L262 13V14H260L262 20H259V18H258V17H259V14H258V13H260ZM60 13H61V12H60ZM163 13L167 16V18L169 17V18H168L169 21H168V19L165 17V15H164ZM189 13H190V14H189ZM209 13H210V14H209ZM216 13H217V14H216ZM223 13H224V15H223V17H222V14H223ZM44 14H45V15H44ZM95 14H96V15H95ZM157 14H158V15H157ZM169 14H170V15H169ZM191 14H192V15H191ZM240 14H241V15H240ZM247 14H248V15H247ZM12 15H13V17H12ZM16 15H17V14H16ZM42 15H43V17H42ZM46 15H49V17H46ZM58 15H59V11H58ZM93 15H94V17H95V20H97V21H95V22H94V17H93ZM124 15H123V16H124ZM156 15H157V17H156ZM188 15H189V17H188ZM195 15H196V18H195ZM212 15H213V17H212ZM216 15H217V17H216ZM228 15H229V17H228ZM242 15H244L243 18H242ZM21 17H22V15H21ZM44 17H46V18L44 19ZM50 17H52V18H50ZM158 17H159V18H158ZM187 17H188V18H187ZM190 17H191V19H190ZM220 17H221V18H220ZM226 17H227V18H226ZM232 17H234L235 19L238 18V20H237V19L235 20V19H233ZM239 17H240V19H239ZM245 17H246V18H245ZM249 17H251V19H250ZM256 17L258 18L259 21L257 20ZM0 18H1L0 21L2 20V21L4 22L3 17H0ZM26 18H27V20H26ZM41 18H42V19H41ZM48 18H49V19H48ZM64 18H65V17H64ZM194 18L196 19V21L194 20ZM197 18H199V19H197ZM213 18H214V19H213ZM219 18H220V19H219ZM228 18H232L233 20H232V19L230 20V19H228ZM241 18H242V19H241ZM244 18H245V19H244ZM255 18H256V20H255ZM56 19H57V20H56ZM59 19H60V20H59ZM61 19H63V20H61ZM102 19H103V20H102ZM126 19H127V18H126ZM140 19H141V20H140ZM183 19H187V20H183ZM203 19H205V20L203 21ZM217 19H218V20H217ZM223 19H224V21H223ZM249 19H250V20H249ZM42 20H43L44 22H42ZM47 20H48V21H47ZM50 20H51V21H50ZM58 20H59V22H58ZM84 20H83V21H84ZM104 20H105V21H104ZM137 20H138L139 22H138ZM137 20H136V21H137V24H138V23H140V22L143 23V21H144L145 19H144V17H140V18L137 19ZM142 20H143V21H142ZM159 20H161L162 22H160ZM163 20H165V21H163ZM193 20H194V21H193ZM199 20H200L201 22H200ZM211 20H213V22H212ZM251 20H252V21L254 20L253 22H255V21H256V22L253 23ZM25 21H26L27 23H26ZM52 21H53L54 23H53ZM55 21H56V22H55ZM76 21L79 22V23H77ZM76 21H74L75 23H73L74 26H73V24H72V26L74 27V30H73V27H72V26H71L72 29L70 28L71 32H70V30H69V33H72L71 35L75 38V39H73V37H71V35H69V36H70V39H71V38L73 39L72 44H73V43H74V44L76 43V44H75L76 46L74 45V46H73L74 48H73V47H72V48L74 49V51L76 50V51H75L76 53L73 52V53H75V58H76V59L78 58L77 61H76L77 63H75V60H74V62H73V61L70 62L69 67H68V70L70 69V74H71V72L73 71L74 74L76 75V76H75V75L73 74L74 77H78V76H77V73L75 72V70L77 69V67H78V65H79L80 62L84 63V65H82V63H80V65H82V68H83L85 71L89 70V67L92 66V64H89V63H88V62H89L88 59L90 58L89 56H91V54H89L90 52H88V51H90V50H89V49H86L87 47H86L85 45L83 46V43H81V41H80L79 39L77 40L78 37H76V35H77L76 33H75V36H74V34H73V33L76 32L78 29H80V28H78V29L76 28L77 24H78V25L80 24V21H79V20H76ZM170 21H171V22H170ZM185 21H188V22H186V23H188V24H189L190 21H193L194 24L190 22V24H189V25L187 24V26H186ZM197 21L199 22L200 25H197V24H198ZM206 21H208V24L206 23ZM220 21H221L222 23H221ZM226 21H227V24H226V27H225V23H226ZM228 21H229V22H228ZM247 21H248V22H247ZM250 21H251V23H250ZM3 22H1V23L3 24ZM51 22H52V23H51ZM106 22H107V23L109 22L108 24H110V25H108ZM120 22H121V23H120ZM202 22H204V23H206V24H204V23H202ZM211 22H212V23H211ZM216 22H217V24H216ZM230 22H231V23H230ZM237 22H238V24H237ZM25 23H26V24H25ZM83 23H84V22L81 21V27H82V26H83V27H84V26H87V25H84ZM102 23H103V24H102ZM111 23L114 24V25L112 26ZM119 23H120V24H119ZM122 23H123L124 25H123ZM166 23H167V24H166ZM173 23H175L176 25H174ZM184 23H185V24H184ZM214 23H215V24H214ZM220 23H221V24H220ZM252 23H253V25H254L255 27H253V26L251 25ZM37 24H38V25H37ZM40 24H41V25H40ZM82 24H83V25H82ZM86 24H88V23H86ZM101 24H102V26H101ZM106 24H107V25H106ZM134 24H135V23H134ZM160 24H159V25H160ZM178 24H180V26H178ZM195 24H196V25H195ZM210 24H212V25L209 26ZM230 24H231L233 27H232ZM241 24H242V25H241ZM255 24H256V25H255ZM0 25H1V24H0ZM22 25H23V24H22ZM190 25H191V26H190ZM217 25H218V26H217ZM227 25H228V26H227ZM238 25H239V26H238ZM47 26H48V27H47ZM52 26H53V27L56 26L57 28L55 27V29H57V30H55ZM90 26H91V25H90ZM103 26H105V27H103ZM108 26H109V27H108ZM123 26H124V27H123ZM164 26H165V28H164ZM192 26H194V27H193L194 29H191V30H190V28H188V27H191V28H192ZM199 26H201V27H199ZM229 26H230V27H229ZM234 26H235V28H234ZM257 26H258V29H259V30L256 29V30H257V33L259 32L258 35H257V33H254V32H255V28H256ZM26 27H27V26H26ZM83 27H82V29H83ZM87 27H88V26H87ZM87 27H86V28H87ZM99 27L102 28V29H100ZM106 27H107V29H106ZM113 27H114V29H115V28H116V29L114 30ZM122 27H123V28H122ZM173 27H174V28H173ZM178 27H179V28H178ZM186 27H187V28H186ZM198 27H199V28H198ZM208 27H211V28H210L211 30H210ZM212 27H213V28H212ZM227 27H228V32H227V30H224V28L227 29ZM47 28H49V29H47ZM52 28H53L54 30H52ZM58 28H59V29H58ZM84 28H85V27H84ZM118 28H119V29H118ZM120 28H121L122 30H121ZM183 28H184V29L186 28V29L183 30ZM215 28H216V29H215ZM229 28H231V31L229 30ZM232 28H234V29H232ZM236 28H237V29H236ZM46 29H47V30H46ZM76 29H77V30H76ZM103 29H106V30H103ZM108 29H109V30H108ZM112 29H113L114 31H113ZM133 29H134V28H133ZM172 29H173L174 31H173ZM218 29H219V30H218ZM252 29H254V31H253ZM49 30H50V31H49ZM72 30H73V31H72ZM75 30H76V31H75ZM100 30H101V32H102L104 35L101 34L100 32H98V31H100ZM127 30H128L129 33L127 32ZM129 30H130L131 32H130ZM135 30H136V29L133 30V33H132L133 35H135L134 33H136V32L138 33V35H139L141 32H143L142 34H140V36H137V33H136V38L138 37V38H139V39L137 38L138 41H140V43L143 44V45H142V44H138V43H137L139 46H141V47H142V46H145V45H147L146 43H148V42H149L148 44H149V45H152L153 47H155V46L157 45V40H154V39H153L154 41H156V42H154V41H152V39H150V38H152V37H151L152 34L150 33V34L148 35V33H149L148 30H146L147 32H146L145 30H144V31H141V32H140L139 30H136V31H135ZM171 30H172V31H171ZM178 30H179V31H178ZM180 30L182 31V33H180V32H181ZM187 30H188V31L190 30V31L188 32ZM212 30L214 31V33H212V32H213ZM217 30H218V31H217ZM222 30H223V31H222ZM250 30H251V31H250ZM43 31H44V32H43ZM48 31H49L50 33H48ZM54 31H55V32H54ZM103 31H104V32H103ZM105 31H106V32H105ZM110 31H111V32H110ZM123 31H124V32H123ZM134 31H135V32H134ZM185 31H186V32H185ZM215 31H216V32H215ZM224 31H225V32H224ZM252 31H253V35H252ZM51 32H54V33L51 34ZM95 32L98 33V34H96ZM113 32H114V33H113ZM125 32H126V33H125ZM139 32H140V33H139ZM178 32H179L181 35H180ZM221 32H222V33H221ZM30 33H31V34H30ZM69 33H68V34H69ZM77 33H79V32L77 31ZM109 33H110V34H109ZM117 33H119V34L122 35V37L120 36L122 39H120L119 36H117V35H119V34H117ZM185 33H186V35H185ZM188 33H189V34H188ZM190 33H191V35L193 34L192 37H191ZM209 33H211V34H209ZM217 33H219V34H217ZM220 33H221V34H220ZM115 34H116V36H117V39H118V38L120 39V40L118 39L119 41L115 39V37H116ZM123 34H125V36H124ZM126 34H128V35L126 36ZM132 34H131V35H132ZM208 34H209V35H208ZM214 34H215V35H214ZM260 34H261V35H260ZM50 35H51V36H50ZM66 35H67V34H66ZM66 35H65V38H67ZM96 35H97V38L100 36L99 39L96 38ZM131 35H129V36H131ZM143 35H144L145 37H144ZM166 35H167V36H166ZM169 35H170V36H169ZM210 35H211V37H210ZM216 35H219V36L217 37ZM223 35H222V36H223ZM259 35H260V38H258ZM3 36H4V37H3ZM48 36H49V37H48ZM69 36H68V38H69ZM78 36H79V35H78ZM92 36H94V35L92 34ZM109 36H110V37H109ZM112 36H114V37H112ZM146 36H148V37L146 38ZM152 36H153V35H152ZM171 36H172V37H171ZM189 36H190V37H189ZM194 36H195V37H194ZM251 36H252V37H251ZM6 37H8V39H7ZM125 37H128V38H125ZM141 37H142V39H141ZM153 37H154V36H153ZM219 37H220V38H219ZM261 37H262V38H261ZM52 38H53V39H52ZM108 38H109V39H108ZM113 38H114V39H113ZM148 38H149V41H148ZM214 38H215V39H214ZM216 38H217V39H216ZM218 38H219V41H218ZM239 38H240V39H239ZM252 38H253V39H252ZM257 38H258V39H257ZM49 39H50V40H49ZM51 39H52V41H51ZM90 39H91V35H90ZM96 39H97V40H96ZM123 39H124V40H123ZM145 39H146V40H145ZM178 39H180V40H178ZM181 39H182L183 41H181ZM191 39H193V40H191ZM213 39H214V40H213ZM261 39H262V40H261ZM33 40H34V41H33ZM44 40H45V41H44ZM75 40H76V41H75ZM91 40H92V39H91ZM101 40H102V39H101ZM109 40H110L111 43L108 42ZM256 40H257V41H256ZM8 41H9V42H8ZM46 41H47V43H46ZM78 41H79V42H78ZM106 41H107V43H106ZM113 41H114V43H113ZM125 41H126V42H125ZM143 41H144V42H143ZM146 41H147V42H146ZM215 41H216V42H215ZM217 41H218V42H217ZM251 41H252V42H251ZM253 41H255V42L253 43ZM4 42H5L6 44H5ZM12 42H13V43H12ZM35 43H36V44H35ZM112 43H113V44H112ZM115 43H116V46L114 45ZM255 43L258 44V45H257V46H258V49H257V46L255 45ZM259 43H260V44H259ZM48 44H49V45H48ZM78 44H79V45H78ZM80 44H81V45H80ZM102 44H103V45H102ZM110 44H112V45H110ZM119 44H120V43H119ZM144 44H145V45H144ZM155 44H156V45H155ZM193 44H194V45H193ZM198 44H199V43H198ZM209 44H210V45H209ZM251 44H252V45H251ZM3 45H4V46H3ZM7 45H8V46H7ZM26 45H27V46H26ZM36 45H37V46H36ZM68 45H69V46H68ZM68 45H67L68 47H67V46H65V47H67L68 50H71V49H72V48L70 47L71 45H70V44H68ZM101 45H102V46H101ZM138 45H137V47H138ZM154 45H155V46H154ZM195 45H196L197 49H196ZM216 45H217V46L219 45V47H217ZM250 45H251V46H250ZM259 45H260V47H259ZM2 46H3V47H2ZM17 46H18V47H17ZM78 46H79V48H78ZM80 46H81V47H80ZM98 46H99V47H98ZM110 46H111V47H110ZM112 46H113V47H112ZM252 46H254V48H253ZM4 47H5V48H4ZM15 47H16V48H15ZM20 47H21V48H20ZM42 47H43V49H41ZM76 47H77L78 49H77ZM84 47H86L85 49H86L87 51H86L85 49H83ZM97 47H98V48H97ZM119 47H120V46L118 45L116 49H118ZM181 47H182V46H181ZM47 48H48V50H46V51H48V52L45 53V49H47ZM113 48H114V49H113ZM138 48H139V47H138ZM138 48H137V49H138ZM182 48H183V47H182ZM182 48L180 49V46H179V50H178V46H177V48H176L175 50L178 51L179 54H178L176 51H174V53H175V52H176V53L173 54V55H175V56H173V61H174V59H176L175 57L178 56V59H180V60L176 59V61H178L179 66H180V65H181V66L189 65L188 62H189V59H190L191 57H190V55H189L187 52H186L187 54L184 52L185 48H183V49H182ZM4 49L6 50V52L4 51ZM16 49H18V50L16 51ZM73 49H72V50H73ZM139 49L142 50V51L140 50V52H143V49H144V48H143V49H142V48H139ZM249 49H250V50H249ZM253 49H254V51H253ZM260 49H261L262 51H261ZM41 50H42V51H41ZM49 50H50L51 52H50ZM72 50H71V51H72ZM77 50H79L80 52L77 51ZM101 50H103V49H101ZM101 50H99L100 52L97 53V54H99V56H100L101 53L103 52V51H101ZM193 50H194L195 52H194ZM208 50H209V49H208ZM246 50H247V51H246ZM257 50H258L259 52H258ZM2 51H4V52H2ZM10 51H12L11 53L13 54V56H12V54L10 53ZM15 51H16V52H15ZM61 51H62V52H61ZM61 51H60V55H59L57 61H58V60H59V61H62V59H64V58H61V53H62V57H65V56H63V55H65V51H67V50H65V49L63 48ZM81 51L84 53V55L82 54ZM84 51H86V53H85ZM116 51H117V50H116ZM116 51L114 50V53H116ZM134 51H136V53H137V51H139V50H136V49H135ZM180 51H181V52H180ZM185 51H186V50H185ZM249 51H250L251 53H248ZM40 52H42V53H40ZM87 52H88V53H87ZM132 52H133V51H132ZM242 52H243V53H242ZM7 53H8V54H7ZM63 53H64V54H63ZM78 53H80L81 55L78 54ZM134 53H135V52H134ZM134 53H132V54L134 55ZM136 53H135V54H136ZM182 53H183V54H182ZM238 53H239V54H238ZM246 53H247V54H246ZM3 54H4V55L6 54L7 57L4 56ZM51 54H53V53H51ZM104 54H105V53H104ZM108 54H111L110 51L108 52ZM108 54L106 53L105 55H103V53H102V57L105 56V58H106V56H107ZM177 54H178V55H177ZM10 55H11V59L9 60ZM76 55H77V57H76ZM78 55H79V57H78ZM82 55H83V56H82ZM181 55H183V56H181ZM248 55H249V56H248ZM8 56H9V57H8ZM84 56H85V57H84ZM184 56H185V57H184ZM186 56H188V57H186ZM208 56H209V57H208ZM213 56H214V55H213ZM220 56H221V58H220ZM224 56H225V57H224ZM226 56H228V57L230 58L229 62L227 61L228 58H226ZM230 56H231V57H230ZM51 57H52V55L50 56V58H49V56H48L49 60L51 59ZM83 57H84V58H83ZM86 57H87L88 59H87ZM100 57H101V56H100ZM100 57H99V58H100ZM114 57H115V56H114ZM202 57H203V59H202ZM204 57H205V58H204ZM210 57L213 59V61H214L215 63H214L213 61H211V58H210ZM251 57H252V60H251ZM7 58H8V59H7ZM75 58H74V59H75ZM79 58H80V59H79ZM188 58H189V59H188ZM222 58H223V59H226V62H225V63L228 62L227 64H229V63L231 62L229 65L231 66L230 68H232V69L234 68V66H235V67L237 66V63H238V65H239V62H238V61H240V64H241V65H239V66H237L236 68H234V70L237 69L236 72L233 71L234 75H233V73H232V71H231L232 69L229 70V69H230L229 66L226 65V64H224L223 61H225V60H223ZM60 59H61V60H60ZM84 59H85L86 61H85ZM90 59H91V58H90ZM186 59H187V60H186ZM204 59H205V60H204ZM221 59H222V60H221ZM234 59H235V60H234ZM263 59H264V58H263ZM49 60L47 59V60H46V63H47V61H49ZM82 60H83V61H82ZM111 60L113 61L114 58H113V57L110 58L109 63H110ZM200 60H201L202 63L200 62ZM202 60H203V61H202ZM233 60H234V61H237V63L234 62ZM4 61H5V62H4ZM50 61H51V60H50ZM59 61H58V62H59ZM87 61H88V62H87ZM112 61H111V62H112ZM137 61H139V60H137ZM176 61H174L175 64L177 63ZM179 61H180V63H182V62H183V63L186 62V63H185V64H183V63L180 64ZM208 61H209V62H208ZM232 61H233V62H232ZM8 62H9V63H8ZM44 62H45V59H44ZM140 62H141V59H140ZM199 62H200V63H199ZM203 62H204V63H203ZM211 62L213 63V65H212ZM253 62H254V63H253ZM3 63H4V64H3ZM41 63H42V61H41ZM48 63H49V62H48ZM143 63H144V62H143ZM143 63L141 62L140 65H141V64L143 65ZM197 63H198V64H197ZM210 63H211L212 66H211V65L209 66ZM234 63H235V65L232 67V65H233ZM242 63L245 64V65L247 64V65H249V66H247V65L245 66V65H243ZM252 63H253V64H252ZM1 64H3V66H2ZM6 64H7V65H6ZM9 64H11V65H9ZM12 64H13V65H12ZM14 64H15V65H14ZM112 64H113V62L110 63L109 65L113 66ZM178 64H177V65H178ZM199 64H200L202 67H200ZM214 64H215V65H214ZM218 64H219V65L221 64V65L219 66ZM222 64H224V67H225V68H224V67H221ZM5 65H6V66H5ZM71 65H72V66L75 65V66L72 68ZM80 65H79V66H80ZM89 65H90V66H89ZM193 65H192V66L189 65L187 68H188V69H191V68H193ZM197 65H198L199 67H198ZM216 65H218L217 67H215V71L217 70V72H214V73L217 74V75H216L217 79H216V77H213V76H215V75H214V73L212 72V71H214V70H213V66H216ZM251 65H252V66H251ZM21 66H22V67H21ZM70 66H71V67H70ZM208 66H209L210 68H209ZM8 67H10V68H8ZM86 67H88L87 70H86ZM220 67H221V69L224 68V69H223L224 72H225V73L227 72V73H226V74H223L224 72H223V73H222V72L218 73V72L221 70ZM226 67H227V69H226ZM71 68L74 69V70H72ZM75 68H76V69H75ZM202 68H203V69H202ZM206 68H207V69H206ZM208 68H209V69H208ZM240 68H241L242 73H243V78H242V73H240L241 71L239 70ZM263 68H264V67L259 68V69H261L260 71H264ZM4 69H5V70H4ZM197 69H198V70H197ZM211 69H212L211 72H212L213 74L210 73V70H211ZM219 69H220V70H219ZM15 70H16V69H15ZM24 70H25V71H24ZM206 70H207V71H206ZM223 70H222V71H223ZM226 70H228V71H226ZM26 71H27V74H26ZM76 71H77V70H76ZM85 71H84V73H83L84 75L82 74L83 77H85L84 79H83V77H82L80 74H78V75H80L82 78H81V77H78L79 79H78V78H75V79H74L73 76H70V79H69V81H68V77H69L70 74H67V76H66V79H67V80H66L65 78H64V80L62 79V80L64 81L63 83H64V85H65V86H64V85H63V86L66 87V92H67V90H68V95H67V96L64 95V99H63L62 97H61L62 99H60V100L63 101V102L61 101L62 104H63V103H64V104L68 103L67 100H69V102H70V103L72 102L71 104L74 105V106H77V102H78V105H79L78 108L83 106V105H80V104H81V102H82V104H84V100H85V99L83 100V99H81V98H84V96H85V98H86V97L88 96V95H86V94L84 95V93H86L85 91L90 92V91L93 90V89H92L90 86H89V87L87 86L88 89H86V87H84L85 89L83 90V87H81V86H83L84 84L81 85V86H79V89H78L77 86H76L77 84H76L75 80H76V79H78V80H83V81H84L83 83L88 82L87 85H88V84L90 85V84H91V83H89V81H90L89 78L91 77V76H90V73H89L90 71H89V72H88V71L85 72ZM199 71H200V72H199ZM229 71H230V72H229ZM73 72H72V73H73ZM198 72H199V73H198ZM207 72H208V73H207ZM228 72H229V73H228ZM238 72L240 73L241 77H240V75H239ZM68 73H69V72H68ZM86 73H88V74L86 75ZM209 73H210V74H209ZM235 73H237V74L239 75V77H240L241 80L243 79V81H242L243 84L241 83V80H240L241 88H242L243 85H244V87L242 88V89H244L243 92H242V94H243L244 91H245L244 94H246L247 92H249V93L246 94V95H247V96H250L249 94H250V92H252V93H251V96H250L249 98H248L247 96H245V95H244V96L247 97L248 99L252 100L253 102L250 101V100H248V99H246L244 96H243V97H244L246 100H244L243 97H242L243 99H242L241 97H239V95L242 96V94H240L241 92H238V90H237L236 92L239 93V94H237L236 96L234 95V94H236V93H235V90H234L235 87H234V85H232V83H230V82H231V79H229V77H230V76H232V78L235 77ZM258 73H261V74L258 75ZM22 74H23V75H22ZM219 74H221V76H219ZM85 75H86V76H85ZM88 75H89V78L87 79V81H85V80H86V77H88ZM192 75H194V76L192 77ZM202 75H203V76H202ZM212 75H213V76H212ZM222 75H224V76H222ZM225 75H227V76H226V77H228V78H227V81H228V83H230V84H228V83L226 82V80H225V79H226V78H225ZM198 76H199V79H198ZM200 76H201V77H200ZM71 77H73V80H72ZM196 77H197L198 80L196 79ZM209 77H210V79L213 81L212 83L209 82ZM211 77L214 78V80H213ZM220 77H221V78L224 77L225 79H224V78L221 79ZM258 77H259V78H258ZM25 78H27V79H25ZM191 78H192V79H191ZM218 78H219V80H218ZM230 78H231V77H230ZM261 78H262V79H261ZM194 79H195L196 81H194ZM200 79H201V80H200ZM207 79H208V82H207ZM223 79H224V81L227 83V85H226V83L223 81ZM228 79H229L230 81H229ZM258 79H259V81H258ZM260 79H261V81H260ZM88 80H89V81H88ZM190 80H192V81L190 82ZM204 80H206V81H204ZM211 80H210V81H211ZM256 80H257V81H256ZM193 81L196 82V83H195V86H193V85H194ZM200 81H201V82H200ZM202 81H203V82H202ZM215 81L219 82L220 84L217 83V82H215ZM263 81H264V80H263ZM65 82H66V83H65ZM68 82H69L70 84H69ZM222 82L225 83V84L223 83L224 85H222V88H223V89L220 88L221 86L218 87L219 85L222 84ZM257 82H258V83H257ZM208 83H209V84L211 83L212 85L214 84L213 88H211V87H212L211 84H210L211 87H209V86H208V85H209ZM259 83H262V84L260 85ZM66 84H67V85H66ZM185 84H186V85H185ZM196 84H197V86H196ZM215 84H219V85L216 86ZM74 85H75V87H73ZM202 85H203V86H202ZM206 85H207V86H206ZM228 85H230V86L232 87L233 90H232V89H227V88L229 87ZM262 85H263V86H262ZM29 86H30V85H29ZM29 86H28V87H29ZM32 86H33V85H32ZM32 86H30V87H32ZM84 86H85V85H84ZM33 87H36V86H33ZM80 87H81V89H80ZM199 87H200V88H199ZM215 87L218 88V91H219V92L217 91V89H216ZM225 87H226L227 91L229 92V93H228L229 98H231V97L233 96L234 100H235V99H236V100H235V102H234L233 98H231V103L233 104L232 109L234 108L233 112H231V111H229V109H227V108H230V110H232L231 107H230L232 104L230 103V99H229V98H226V99H229L228 101L225 100L227 103L224 101V102L226 103V104L224 103L225 106H224V104H223V107H224V108H225L226 106H229V107L225 108L226 110H228L227 112H230V115H231V118H232V119H231L229 113L226 112V113L228 114V116H229V120L231 119V120H230L231 122L229 121V122H230L229 125L224 126V127H223V126H220V123H221V122L218 121V120H216L215 118H213L214 121H215V120L217 121L216 124L218 125V128H219V126L221 127V128L219 129V131H218V135L221 137V142H222V143H221V142H219V140H220L219 136H216V135H217V130H216V132H215V128H214L213 126H212V127H209L210 125H214V124H215V122H213V119H212V121H211V120H208V121H207V119H206V121L204 120V121H205V122H204L202 118H205L209 113H211V112H210L211 104L217 102V100H218L217 97H218V96H221L222 93H223V95H227V93H226V91H225V90H226ZM231 87H229V88H231ZM233 87H234V88H233ZM239 87H240V86H239ZM71 88H72V91H71ZM73 88H74V89H73ZM76 88H77L76 91H79V92H80V93L78 92L79 94H78L76 91H74ZM89 88H91V90H90ZM194 88H195V89H194ZM219 88H220L221 90H219ZM199 89H200V90H199ZM204 89H205V90L207 89L206 91H207L209 94H208ZM215 89H216V90H215ZM237 89H239L240 91H242L240 88H237ZM88 90H90V91H88ZM195 90H196V91H195ZM222 90H224L225 93L222 92ZM229 90H230V91H229ZM64 91H65V90H64ZM69 91H70V92H69ZM82 91H84V92L82 93ZM185 91H186V90H185ZM233 91H234V94H232ZM246 91H247V92H246ZM74 92H75L76 95L74 94ZM200 92H201V96H200ZM216 92H218L219 95L217 94V96H216V95H215ZM221 92H222V93H221ZM71 93H72V94H71ZM203 93H205V94H203ZM73 94H74V95H73ZM188 94L186 95L187 97H186L185 99H187V100H185V102H186V101L188 102V99H189V95H188ZM198 94H199V95H198ZM207 94H208V95H207ZM50 95H51V94H50ZM78 95H79L80 98L77 99V100H79V101H76V98L78 97ZM80 95H81V96H80ZM203 95H204L205 97H204ZM211 95H212V96H211ZM214 95H215V96H214ZM228 95H227V97H228ZM230 95H232V96H230ZM71 96H73L74 98L71 97ZM82 96H83V97H82ZM207 96H208V97H207ZM65 97H66V98H65ZM70 97H71V98H70ZM215 97H216V98H215ZM235 97H236V98H235ZM50 98H51V97H50ZM192 98H191V99H192ZM201 98H204V99H201ZM211 98H212V99L214 98V99H215V102L213 101L214 99L212 100ZM237 98H238V99H239V98L242 99V100H243V102H242L243 104H242V103H241V104L238 103V102H240V101H239L240 99H239L238 102H237ZM70 99H71V100H70ZM74 99H75V100H74ZM86 99H87V98H86ZM208 99H209V101H208ZM259 99H261V100H259ZM72 100L74 101V103H76V105L73 104V101H72ZM81 100H82V101H81ZM196 100H197V101H196ZM210 100H211V101H210ZM232 100H233V102H232ZM258 100H259V101H258ZM65 101H66V102H65ZM85 101H86V100H85ZM199 101H200V102L203 101V103L201 104ZM244 101H245V102H244ZM246 101H247V102H246ZM248 101H250V102H252V103L250 104V102H248ZM256 101L259 102V103H261L263 106H260L259 103H258V104H255L254 107H255V110H256V111L254 110V113H251V111H253V109H254V108L252 109L251 107H252V105H253ZM261 101H262V102H261ZM20 102H21V101H20ZM20 102L18 101L17 103L19 104ZM79 102H80V103H79ZM204 102H206L207 104L204 103ZM209 102H210V105H209ZM15 103H16V102H14L12 105H10V107L13 106V105H15ZM17 103H16V105H17ZM21 103H22V102H21ZM228 103H230L231 105H230V104L227 105ZM234 103H238V104H239L238 107H237V106L235 107ZM245 103H247V104H246V107L244 106ZM248 105H250L251 107H247ZM257 105H259L261 108H260V107L258 108ZM74 106H73V107H74ZM208 106H210V107H208ZM256 106H257V109H256ZM166 107H167L166 109L169 108V110H168V116H171V115H172V117L175 118V115H176V116L178 115L177 117H179V116L181 115L180 112H179V113H178V111L175 112V111L173 110V108H171V106H170V107H169V106H166ZM207 107H208V108H207ZM223 107H222V108H223ZM75 108L77 109V107H74V110H75ZM170 108L172 109V111H171ZM196 108H198V109H196ZM199 108H201V110H199ZM206 108H207V109H206ZM235 108H236V109H235ZM248 108H250L251 111H250V109H248ZM79 109H80L81 112L79 111ZM79 109H78L77 111L75 110L74 112H75V114L78 112L76 116L78 117V116H79L78 114H80L79 117L82 118V117H83L82 114H83V111H84V110L82 111L81 108H79ZM82 109H83V108H82ZM203 109H204V110H203ZM208 109H209V110H208ZM225 109H221V110L224 111ZM259 109L262 110L261 113H260L261 110H259ZM205 110H206V111H205ZM211 110H212V109H211ZM257 110H259V112H257ZM200 111H201V114L199 113ZM204 111H205V114L202 113V112H204ZM208 111H209V112H208ZM223 111H222V112H223ZM169 112H171V113H169ZM173 112H174V113H173ZM197 112H198V113H197ZM247 112H249L250 114L254 115V117H253V118L250 117L251 115H249V117H248V114H249V113H247ZM206 113H207V114H206ZM223 113H225V112H223ZM245 113H246L247 115H245ZM199 114H200V116H199ZM202 114H203V116H202ZM81 115H82V116H81ZM192 116H193V117H192ZM204 116H205V117H204ZM246 116H247V117H246ZM79 117H78V118H79ZM143 117H144V116H143ZM143 117H141L142 119H141V118H140V119H141V120H144V119H145V121H144V124H145V122H147V121H146V118L144 117V119H143ZM198 117H199V118H198ZM200 117H202V118H200ZM193 118H194V119H193ZM195 118H196L197 120H195ZM187 119H188V120L190 119V120H189V123H187V122H188ZM199 119H200V120H199ZM201 119H202V121H203V124L205 123V125H207V127H206L205 125H203L204 128H203L202 126H201L202 128L198 126V125H200V124L202 125ZM251 119H252V120L255 119L254 122H253L254 124L251 123V122H252ZM148 120H150V119L148 118ZM248 120H249V122H246V121H248ZM152 121H153V120H152ZM152 121H151V122H152ZM190 121L193 122V123H191ZM194 121H195V122H194ZM197 121H198V122H197ZM199 121H200L201 123H200ZM209 121H210L211 123H210ZM250 121H251V122H250ZM140 122H141V121H140ZM207 122H209L208 124H210V125L206 124ZM219 122H220V123H219ZM198 123H199V124H198ZM243 123H244V124H243ZM142 124H143V123H142ZM144 124H143V125H144ZM190 124H191V125H190ZM230 124H231V125H230ZM192 125H193V127H195V129L197 130V132H195L196 130H195L193 127H191ZM221 125H223V124H221ZM239 125H241V126H239ZM252 125H254V126L252 127ZM129 126H130V125H128L127 128H128ZM141 126H142V125H141ZM188 126H189V127H188ZM214 126H215V125H214ZM248 126H249V128H248ZM197 127H199V128H197ZM215 127H216V129H218L217 126H215ZM238 127H239V128H238ZM127 128L124 129V133H123V135H122V139L125 140L126 136H127V135L129 136V135H130L129 137L127 136V138H126V140H125V142H126V146H127V148H128V147H130L131 149L133 148V149H134L133 151L137 152V150H138V151L140 150V146H138V145H140V142L135 138L136 136H133V135L131 136L132 133L129 132V130H128L129 128H128V129H127ZM190 128H191V129H190ZM206 128H207L208 130H207ZM210 128H211V129H210ZM212 128H213L214 130H212ZM240 128H242V129H240ZM243 128H244V129H243ZM192 129H193V130H192ZM204 129H205V130H204ZM229 129H231V130L234 129V131H231V130H230V131L232 132V134H231V132L229 131V132H230V133H229L230 135H229L228 132H227ZM238 129H239V130H238ZM256 129H257V128H256ZM201 130L204 131V132H201ZM210 130H211V131H210ZM240 130L243 131V132H241ZM127 131H128L130 134H129V133H128V134H127V133L125 134V132H127ZM206 131H207V132H206ZM213 131H214V132H213ZM236 131H237L238 134L236 133ZM208 132H209V133H208ZM210 132H212V133L210 134ZM234 132H235V133H234ZM202 133H203V134H202ZM205 133H206V134H205ZM214 133H215L216 135H212V134H214ZM233 133H234V134H233ZM251 133H250V134H251ZM197 134H198V135H197ZM199 134H200L201 136H200ZM224 134H225V135H224ZM227 134H228V135H227ZM236 134H237V135H236ZM255 134H256V133H255ZM255 134H253V135L255 136ZM124 135H125V136H124ZM202 135H203V136H202ZM253 135H252V136H253ZM199 136H200V137H199ZM214 136L217 137L218 139H217V138L214 139ZM224 136H225V137H224ZM234 136H236V137H234ZM243 136H244V137H243ZM250 136H251V135H250ZM259 136H263V137H264V134L259 135ZM187 137H186V138H187ZM223 137H224V139H222ZM238 137H239V138H238ZM256 137H258V136H256ZM263 137H260V138H263ZM131 138H134L135 140H134V139H131ZM192 138H193V139H192ZM194 138H195V139H194ZM198 138H199V139H198ZM200 138H201V139H200ZM209 138H210V139H209ZM211 138L213 139L212 142H214V143H218V142H219V143L217 144V145H219V146H216L215 149L212 148V146H211V145H212V142H210V141H211ZM236 138H237V139H236ZM247 138H249V136H248ZM250 138H251V137H250ZM250 138H249V139H250ZM252 138H253V137H252ZM252 138H251L252 143H251V141L249 140L250 142H249V141L245 142L243 146H241L240 143H239L240 146L237 145L236 143H230V144L233 146V147H232V146L230 145V149L233 148L234 152L237 151L236 153H239V154H240V153H241L240 151H242V150L240 149L241 147L246 148V147H244V146H246L245 144H247L248 142L252 144L251 147H254V146H253V142H256V143H255V144H257V145H256V148L259 149V150L262 148V151H264V149H263L264 146H263V147L261 146V145H263V141H264V140L261 139V140H262V141H261L259 137H258V138H255V137H254V139H252ZM127 139H128V140H127ZM129 139H131V140H130L131 142L129 141ZM242 139H243L244 141H241ZM256 139H259V140H260L259 142H262V143L259 144L260 146L258 145L259 142L257 143V141H255ZM263 139H264V138H263ZM193 140H195V141H193ZM214 140H215V141H214ZM223 140H225V142H224ZM232 140L230 139L229 142H232ZM253 140H254V141H253ZM128 141H129V142H128ZM136 141H137L138 143H137ZM187 141H188L189 143H188ZM198 141H199V142H198ZM203 141H204V142H203ZM205 141H208V142H205ZM216 141H218V142H216ZM186 142H187V143H186ZM192 142H193V143H192ZM195 142H196V143H195ZM209 142L211 143V145H210ZM223 142H224V143H223ZM238 142H239V141H238ZM238 142H237V143H238ZM134 143H135V144H134ZM191 143H192V144H191ZM200 143H201V144H200ZM207 143H209V144H207ZM249 143H248V144H249ZM127 144H129V145H127ZM132 144L137 145L138 148H137L136 146H133ZM186 144H187V145H186ZM195 144H197V145H195ZM203 144H204V146H202V147H205V145L207 144V146L205 147L206 150H205V148H201L200 145H203ZM227 144L229 145V143L227 142V143L224 145L225 148H226V147L229 148L228 146H226ZM233 144H234V145H233ZM235 144H236V147H235ZM255 144H254V145H255ZM185 145L187 146V149H186V146H185ZM190 145H191V146H190ZM194 145H195V148L198 149V150H196V149L194 148ZM213 145H214V144H213ZM223 145H221V146L224 147ZM188 146H190V147H188ZM196 146H197V147H196ZM199 146H200V147H199ZM237 146H238V148L240 147V148H239V152H238V150H237V149H238ZM257 146H258L259 148H258ZM198 147H199V148H198ZM210 147H211L212 149H211ZM217 147H218V149H217ZM219 147H220V148H219ZM251 147H250L249 149L247 148V149H245V150L242 148V149H243L242 152L245 151V153H247V154H245V153H243L244 155H242V153H241V155H238V154L236 155L235 153H233V154H235L237 157H238V156H239V157H240V156H243V157H245V159L247 158V160H248V157H249V156H252L253 161H254V158L256 157L255 155H257L256 158L258 159V156H259V158L262 160V163H263V165H261V166L264 168V161H263L264 159H262V158H264V155H262V154H259V155H258L259 151L256 150L255 148H252V149H251ZM193 148H194V149H193ZM208 148H209V149H208ZM225 148H222V149H225ZM135 149H136V150H135ZM188 149H189V150H188ZM192 149H193V151H192ZM210 149H211L212 151H211ZM213 149H214V150H213ZM230 149L227 150V152H228L229 154H231L230 152H233V150H230ZM235 149H236V150H235ZM216 150H217V152H215ZM248 150H253V151L256 152L257 154H256V153L254 154V152H251V151H248ZM191 151H192V152H191ZM246 151H247V152H246ZM213 152H215L216 154L219 153L221 156H220V155H215V153H214V155H213ZM249 152H250V153H249ZM228 153H227V154H228ZM252 153L254 154V157H253V154H252ZM260 153H261V152H260ZM262 153H264V152H262ZM225 154H226V153H225ZM250 154H251V155H250ZM210 155H211L212 158L210 157ZM260 155H261V157H260ZM262 156H263V157H262ZM222 157H221V158H222ZM243 157H242V158H243ZM250 158H251V157H250ZM250 158H249V159H250ZM126 159H127V158H126ZM129 159H130V158H128V160H129ZM245 159L243 158V160H242V162H243L244 164L247 162V160H245ZM252 159H250V160H252ZM128 160H125V163H126V161H128ZM218 160H219V159H218ZM221 160H222V159H220V161H221ZM129 161H130V160H129ZM220 161H219V162H220ZM197 162H198V161H197ZM217 162H218V161H217ZM127 163H129V162H127ZM248 163H251V162L248 160ZM248 163H246L245 165L242 164V166L244 167V166H246ZM242 166L240 167V168H242V170H241V169H240V170H241V171H244L243 173L240 172V170H239V168H238V171H239L238 173H241V175L243 174V175H242V178H240L239 182H238V180L236 181V184L239 183V184H238L239 186H237L236 184H233V186H235V185L237 186V187H236L237 190L240 189V188H242L241 186L244 187V185H245L244 183H246L245 180H244V178H245V176H244V174H245V170H244L245 167L243 168ZM262 167H261V169H263ZM222 170L224 171V169H222ZM223 171H220V172H223ZM261 171L263 172L264 169L261 170ZM263 173H264V172H263ZM243 177H244V178H243ZM245 179H246V181H247V178H245ZM242 181H244V182L242 183ZM234 183H235V182H234ZM241 183H242L243 185H241ZM238 187H240V188H238ZM227 195H228V194H226V196H227ZM27 236L29 237V236H31V235L28 234ZM27 239H28V238H27ZM30 239H31V237H30Z\"/></svg>",
	"mask_w": 264,
	"mask_h": 264
}]
</instances>
